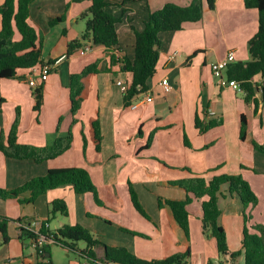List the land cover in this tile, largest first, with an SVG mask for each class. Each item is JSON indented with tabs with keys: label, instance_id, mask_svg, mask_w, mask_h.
<instances>
[{
	"label": "crops",
	"instance_id": "0c3cea01",
	"mask_svg": "<svg viewBox=\"0 0 264 264\" xmlns=\"http://www.w3.org/2000/svg\"><path fill=\"white\" fill-rule=\"evenodd\" d=\"M124 1L107 0V11L120 18L115 27L118 44L112 50H105L88 41L83 46L89 47L88 51L81 48L69 57L67 44L80 40L85 23L81 15L88 11L89 2L33 0L29 6L28 21L37 32L42 59L54 63L42 83L43 99L38 112L33 109L35 86L31 84L39 81L37 66L20 70L13 79L0 78V132L9 131L18 108V143L51 145L58 136L67 135L69 129L73 139L62 155L42 163L7 158L0 152V189L18 188L32 178L44 176L50 169L83 168L104 204V213L96 210L94 215L106 220L109 228L91 220L88 208L92 194L77 195L70 185L51 189L32 203L21 202L29 197L28 192L17 199H0V216L10 220L7 243H2L0 233V264L19 261L37 264L33 247L18 238L20 223L36 218L47 223L50 230L63 225L87 226L95 233L101 232L99 235L107 238L109 247H124L144 260L189 251L187 264H193L194 260L198 261L196 264H243L242 253L234 260L230 255L242 252L244 210L255 220L254 224L264 225V153L253 147L254 142H264V96L254 97L256 105L247 103L245 93L219 86L210 70V65L225 58L228 51H233L234 63L248 61V42L258 28L257 11L246 8L243 0H215L214 8L204 9L199 21L186 23L178 31L160 33L156 72L148 79L145 93L151 96V101H141L143 93L126 106L116 81H130L131 75L121 69V62L124 58L128 61L134 58L133 30L141 31L149 13L164 4L186 6L191 0ZM201 1L205 7V0ZM2 3L0 0V6ZM62 14L65 17L62 22L49 25ZM174 53L175 57L169 59ZM112 55L121 61L111 65ZM96 61L98 72L89 77L86 97L73 123L69 76ZM162 79L170 84L167 92L159 85ZM261 79L259 75L255 77ZM132 104L137 106L131 108ZM96 116L102 135L99 152L95 151L90 135V120ZM241 116L246 121L244 140L239 136ZM196 118L204 124L216 120L220 123L200 132L195 126ZM191 174L204 178L240 174L257 196V205L244 209L241 201L229 196L224 186L218 221L226 234L227 255L218 254L215 240L203 232L199 200L193 199L187 206L188 237L174 220L170 208L158 204V199H183V191L166 183L183 180ZM129 184L148 218L133 207ZM55 200L64 201L68 209L66 216L49 214L50 204ZM58 247L65 256L55 258L50 252L46 264L81 261L75 252ZM96 249L92 251L101 260L104 250L99 253Z\"/></svg>",
	"mask_w": 264,
	"mask_h": 264
},
{
	"label": "trees",
	"instance_id": "16d2710c",
	"mask_svg": "<svg viewBox=\"0 0 264 264\" xmlns=\"http://www.w3.org/2000/svg\"><path fill=\"white\" fill-rule=\"evenodd\" d=\"M87 1L89 9L81 15L85 20V28L80 40H74L67 44L66 56L69 57L75 51L83 48L85 42H91L94 47H101L105 50H112L118 44L116 24L120 18L115 17L107 11V0H72L74 3ZM143 0H125L127 2H137ZM33 0H3L0 6L1 28H0V78L13 79L18 76L20 70H27L34 67L41 68L44 64L52 65L54 61L46 62L42 59V50L38 35L33 26L30 25L29 6ZM215 0H205V7L201 0H191L186 6H179L173 3H166L159 10L149 13L148 19L144 22L141 31L133 30L134 34V58L132 61L123 59L121 69L131 75L128 88L123 92V101L126 106L136 96L147 92V81L156 72V65L159 57V34L163 32L178 31L186 23L197 22L202 18L203 10H212ZM243 4L248 9H255L258 14V28L256 34L248 42L249 59L245 62H235L230 64L225 74L228 79H235L240 83L245 96L244 100L256 105L255 96H264V88L261 81L264 79V0H243ZM64 14L57 16L49 25L60 23L64 20ZM18 36V37H16ZM117 57H110V64H114ZM98 61L84 67L79 73L69 76V101L70 113L73 123L76 122L75 115L81 107L87 93L89 77L98 72ZM259 75L261 81L255 80ZM44 81H38L32 90L34 98L33 109L38 112L42 105V90ZM20 121V110L17 108L14 120L9 131L4 134L0 132V152L7 158L17 160H32L35 163L54 159L67 151L72 144V131L69 129L67 135L58 136L51 145L37 147L17 142V130ZM219 121H210L206 124L195 119V126L200 132L219 125ZM246 121L243 116L240 119V139L245 138ZM58 131V128L56 129ZM90 135L95 151L101 149L102 135L100 131L99 119L94 117L90 120ZM186 142V141H185ZM85 143V141H84ZM253 147L264 153V142L262 144L253 143ZM85 149V145H84ZM70 185L77 195L90 193L95 202L97 199L95 186L89 173L83 168H62L50 169L44 176L35 177L24 183L22 186L12 189H0V199H17L21 194L28 192L29 197L21 200L22 203H32L35 199L51 189ZM167 186L175 187L184 192L183 199H158V204H166L173 215L174 220L183 231L186 237L189 233L187 206L193 199L200 201L202 210V229L209 233L215 240L218 254L227 255L226 234L219 224V200L224 196V186L229 196H236L242 203L244 209L256 206L258 199L250 184L240 175H218L211 178H204L191 174L180 181H171ZM129 194L131 202L136 211L148 218L142 208L138 196L133 187L129 184ZM61 213L66 216V205L62 200H55L50 204L49 214L51 216ZM250 214L243 212V234L241 239L242 252H234L231 259L243 254V264H264V225H247ZM9 219L0 216V233L2 243H7V226ZM46 240L51 243L44 244L38 252L37 264H46L50 256V246L58 245L69 252L82 258L84 256L102 263L112 262L115 264H187L190 257L189 251L177 253L169 257L158 260H144L136 257L124 247H105L104 256L101 260L96 258L92 251L93 247L101 245L93 239L87 229L79 224L63 225L59 229H43L41 232ZM135 235V234H134ZM19 240L23 244H28L33 235L19 228ZM84 242L86 247L83 250L77 248L78 242Z\"/></svg>",
	"mask_w": 264,
	"mask_h": 264
},
{
	"label": "built area",
	"instance_id": "2783aa9c",
	"mask_svg": "<svg viewBox=\"0 0 264 264\" xmlns=\"http://www.w3.org/2000/svg\"><path fill=\"white\" fill-rule=\"evenodd\" d=\"M90 48L85 47L83 48L84 51H88ZM176 53L172 54L169 56V59H173L175 57ZM60 61V60H59ZM234 53L233 51H228L225 58L214 62L210 65V70L213 74L218 79V84L221 87H227L232 89L235 92H241L244 93L243 89L240 86V83L236 81L235 79H228L227 76L225 75V71L227 67L234 63ZM52 65L49 64H44L41 68H39L36 74V78H38L39 81H45L51 71ZM128 83L129 82H123V81H116V84L119 86L121 92H125L128 88ZM32 86H36V84L32 81L31 82ZM159 85L163 88V91L167 92L170 89V84L167 79H162L159 82ZM261 87L264 88V79L261 81ZM144 98L141 101L144 102H149L151 101V96L149 94L144 93ZM140 101V102H141ZM137 104H132L131 108H135ZM213 114V113H212ZM20 228L30 232L33 235V238L29 241V244L33 247L35 252H38V250L46 243L50 244L51 240H46L45 235H43L41 232L43 229L48 228L47 223L42 221L41 219H32L31 221L28 222H21L20 223ZM17 264H24L22 261L17 262ZM78 264H115L112 262H105L102 263L97 260H93L91 258H88L86 256L81 258V261Z\"/></svg>",
	"mask_w": 264,
	"mask_h": 264
},
{
	"label": "rangeland",
	"instance_id": "374dc122",
	"mask_svg": "<svg viewBox=\"0 0 264 264\" xmlns=\"http://www.w3.org/2000/svg\"><path fill=\"white\" fill-rule=\"evenodd\" d=\"M81 19L84 20L83 18H81ZM83 27L85 28V23L84 22H83ZM97 199L100 202V204H97L95 202L94 197L92 195H90V206L88 208L89 209V215L91 217H93V218H91V220L94 221L95 224H98V226L101 225L102 227L108 229L109 228L108 227V222L106 220H102L101 218H97L98 216L94 215V213H95L96 210L98 212L104 213V204H103V201L101 200V198L99 197V195H97ZM80 205H82L81 202H80ZM66 211L68 213L67 206H66ZM254 221L255 220L253 218H248L247 225H253L254 224ZM82 227H84L85 229H87L89 231V233L93 236V239H95L96 241H98L101 244V245L95 247V248H97L96 251H98L99 253H102L103 250L105 251L104 246L105 247L108 246L107 238H104V237L100 236L99 234L101 232L95 233V232H93L94 230L88 228L87 226H82ZM110 230H112V229H110ZM209 240H213V239H209ZM210 242H213V241H210ZM76 246H77V248H80V249L83 250L86 247V244L81 241V242H78ZM49 251L51 253H53V255L55 256V258H57L58 256L60 258H62L63 256H65V253L57 245H51ZM73 254H75V253H73ZM71 255H72V253H71ZM192 263L193 264H196V263H198V261L196 262V260H194Z\"/></svg>",
	"mask_w": 264,
	"mask_h": 264
},
{
	"label": "water",
	"instance_id": "95a60500",
	"mask_svg": "<svg viewBox=\"0 0 264 264\" xmlns=\"http://www.w3.org/2000/svg\"><path fill=\"white\" fill-rule=\"evenodd\" d=\"M47 256H49V255H47Z\"/></svg>",
	"mask_w": 264,
	"mask_h": 264
}]
</instances>
